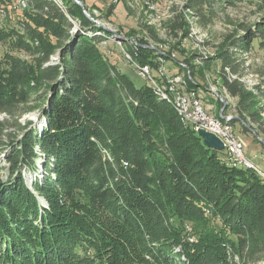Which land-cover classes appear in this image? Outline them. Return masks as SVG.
Segmentation results:
<instances>
[{
	"label": "trees",
	"instance_id": "1",
	"mask_svg": "<svg viewBox=\"0 0 264 264\" xmlns=\"http://www.w3.org/2000/svg\"><path fill=\"white\" fill-rule=\"evenodd\" d=\"M61 3L28 0L15 27L0 25V45L30 57L0 60V264H264V176L136 87L99 50L103 37L73 33L75 22L96 32L78 4ZM257 30L234 46L259 37L264 49ZM220 59L223 87L249 112L255 94L230 78L231 51ZM31 92L40 127L19 121Z\"/></svg>",
	"mask_w": 264,
	"mask_h": 264
},
{
	"label": "rangeland",
	"instance_id": "2",
	"mask_svg": "<svg viewBox=\"0 0 264 264\" xmlns=\"http://www.w3.org/2000/svg\"><path fill=\"white\" fill-rule=\"evenodd\" d=\"M56 1L62 6L61 0ZM78 1L83 4L84 8L78 5L83 13L86 10L95 20L91 21L96 26V32L81 29L80 24L75 22L73 33L79 31L84 36L103 37L98 45L102 54L136 87L148 85L154 95L167 102L174 111V95L159 85L167 84L172 76L185 81L186 91L197 93L204 110L230 126L232 134L244 144L245 157L259 168L253 170L264 176V49L259 46V37H253L248 51L234 46L246 37H252L251 34H257V27L264 28V0ZM13 2V6L6 9L7 14L0 12V25L7 28L15 27L22 11L28 7V0ZM175 22L174 29L172 24ZM8 47L0 45V60L7 52L25 60L30 58L23 51ZM225 50L231 51L235 63H238V73L226 69L230 78H239L246 91L255 94L248 103L249 112H239L240 99L232 97L223 87L220 54ZM145 57L157 58V63L141 65L140 61ZM145 67L146 73L143 71ZM141 73L151 75L153 81H149L148 76L145 81ZM189 80L192 87L197 86L196 91L189 90ZM41 97L42 93L31 92L30 100L23 108L32 109L19 119L22 126L28 121L42 126L37 109L42 102ZM177 116L180 118L178 113ZM0 120L7 121L9 117L0 114ZM4 156L1 154L0 159L5 167ZM226 161L231 163L228 158ZM37 167L38 173L42 174L40 165ZM5 174L6 171H3L1 177L6 178ZM36 174L27 170L24 176L31 184Z\"/></svg>",
	"mask_w": 264,
	"mask_h": 264
},
{
	"label": "built area",
	"instance_id": "3",
	"mask_svg": "<svg viewBox=\"0 0 264 264\" xmlns=\"http://www.w3.org/2000/svg\"><path fill=\"white\" fill-rule=\"evenodd\" d=\"M141 75L145 81L146 76H148L149 81H153V77L151 75H144V73H141ZM169 79L170 80L167 84L164 83L159 86L166 89L167 92H171V94H173L178 99V102H180L183 109L185 110V116L188 117L189 124L193 125L194 127H198V131L204 130L217 136L224 144L229 161H238L240 165L246 164L253 166L255 169H259L252 161L245 157V154L243 153V142L235 137L231 131L222 130V125L219 124V121H217L216 118L210 117L208 115V112L204 110L202 103L196 100L195 95H193L191 91H186V87L184 84L182 85V81L180 79L176 78L175 76H172ZM183 98L192 99V108H184ZM189 240L193 239L189 237Z\"/></svg>",
	"mask_w": 264,
	"mask_h": 264
},
{
	"label": "bare ground",
	"instance_id": "4",
	"mask_svg": "<svg viewBox=\"0 0 264 264\" xmlns=\"http://www.w3.org/2000/svg\"><path fill=\"white\" fill-rule=\"evenodd\" d=\"M22 1V0H21ZM55 60H56V58H55ZM146 68L147 67H145L144 69H143V71L146 73ZM150 72V71H149ZM146 75V74H145ZM178 79H180V78H178ZM184 79H185V77H184ZM181 81H182V85L183 84H185V81H183L182 79H180ZM152 82V81H151ZM150 83V82H149ZM152 84V83H151ZM156 84V83H155ZM186 86V85H185ZM159 88V87H158ZM162 89V88H161ZM163 90V89H162ZM165 90V89H164ZM164 90H163V92H164ZM162 93V92H161ZM167 93V92H166ZM165 93V94H166ZM193 93V95H195V98H196V100L197 101H199V102H201L200 100H199V98L200 97H198L197 96V93H195V92H192ZM171 95V94H170ZM164 96V95H163ZM164 97H166V96H164ZM169 97V96H168ZM175 97V96H174ZM169 98H171V97H169ZM174 99H173V97H172V101H173ZM173 103V102H172ZM202 103V102H201ZM183 105H184V108H192V99H190V98H183ZM174 106H175V108H176V111H177V113H178V115L180 116V119H181V122L184 124V125H188V126H191V128H193V130L195 129V131H198V127H194L193 125H191V124H189V120H188V117L187 116H185V110L183 109V107H182V105L180 104V102H178V99L175 97V101H174ZM204 108V107H203ZM210 117H214V118H216V120L217 121H219V124H221L222 125V130H226V131H231V128H230V126H228L226 123H224L223 122V120H221L220 118H217L216 116H213V115H211L210 113L208 114ZM246 167H248V168H251V169H255L253 166H249V165H246V164H244ZM256 170V169H255ZM257 172V171H256ZM258 173V172H257Z\"/></svg>",
	"mask_w": 264,
	"mask_h": 264
},
{
	"label": "water",
	"instance_id": "5",
	"mask_svg": "<svg viewBox=\"0 0 264 264\" xmlns=\"http://www.w3.org/2000/svg\"><path fill=\"white\" fill-rule=\"evenodd\" d=\"M75 2L80 5L82 8L83 4L80 3L78 0H75ZM84 14L93 22H95V20L86 12V10H84ZM54 57V56H53ZM56 60H52L51 57V61L53 63H56L59 61L58 57L55 56ZM39 117V116H38ZM198 135L203 139L202 141H204V143L206 144L207 147L211 148L212 150H217V151H223L225 149L223 142L214 134L206 132L204 130H200L198 132Z\"/></svg>",
	"mask_w": 264,
	"mask_h": 264
}]
</instances>
